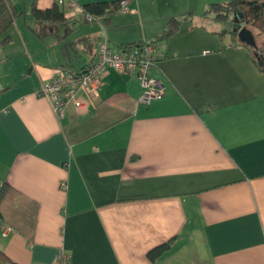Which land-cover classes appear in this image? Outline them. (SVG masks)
<instances>
[{"label": "crops", "instance_id": "1", "mask_svg": "<svg viewBox=\"0 0 264 264\" xmlns=\"http://www.w3.org/2000/svg\"><path fill=\"white\" fill-rule=\"evenodd\" d=\"M8 1L23 17L56 2ZM228 1L131 0L91 22L64 3L55 33L38 38L19 18L0 35V66L13 69L0 82V182L38 206L31 240L0 220L10 260L52 264L62 250L69 264H264V73L202 15ZM171 18L185 21L151 71L162 99L141 103L136 80L114 71L62 119L38 94L57 68L91 65L101 38L114 51L150 42Z\"/></svg>", "mask_w": 264, "mask_h": 264}, {"label": "trees", "instance_id": "2", "mask_svg": "<svg viewBox=\"0 0 264 264\" xmlns=\"http://www.w3.org/2000/svg\"><path fill=\"white\" fill-rule=\"evenodd\" d=\"M119 2L117 0L112 3H95L83 6L85 13L91 15L95 19L105 17L119 11ZM206 20L214 22L221 27L220 31L214 32L220 38L230 37L232 46H243L236 38L233 32L234 28L246 27L249 30L256 32L262 37V44L258 47V52H252V60L254 65L264 73V0H229L223 3L209 4L202 12ZM24 12L19 11L16 6L8 0H0V35L6 33L17 19L22 18ZM30 16L32 27L29 30L38 38L44 35L55 33L58 26L65 23L66 17L60 6L55 2L51 8L41 10L37 7L34 1L30 7ZM234 19H237V24H234ZM185 19L171 18L167 22L166 29L150 42L131 43L123 47L127 49L133 46H139L146 43H161L166 41L171 36L176 34L180 25ZM230 24L229 28L224 29V24ZM256 35V34H255ZM85 38L80 39L83 41ZM7 38H4L2 43H5ZM83 70V69H82ZM38 212L37 204L7 185L0 182V220L11 230L31 240L36 227V217ZM171 242H167L148 253V258L155 261L170 247ZM0 264H17L10 260L0 250Z\"/></svg>", "mask_w": 264, "mask_h": 264}, {"label": "built area", "instance_id": "3", "mask_svg": "<svg viewBox=\"0 0 264 264\" xmlns=\"http://www.w3.org/2000/svg\"><path fill=\"white\" fill-rule=\"evenodd\" d=\"M130 1L120 0L119 11L126 13ZM56 2L59 6L66 3L86 22L95 20L94 17L85 13L83 7L72 1L56 0ZM161 57L163 55L160 52V43L157 42L114 51L108 45L107 40L101 38L96 44L91 65L80 71L57 68L53 76L43 82L38 94L50 102L56 117L62 119L66 108L70 105L77 112L84 110L86 100L99 95L102 88V77L108 71H114L120 75L133 77L140 88L139 101L149 104L154 100L162 99L165 94L166 87L163 80L151 74ZM6 230L10 228L6 226ZM52 264H69V257L59 250Z\"/></svg>", "mask_w": 264, "mask_h": 264}, {"label": "rangeland", "instance_id": "4", "mask_svg": "<svg viewBox=\"0 0 264 264\" xmlns=\"http://www.w3.org/2000/svg\"><path fill=\"white\" fill-rule=\"evenodd\" d=\"M27 12H28V10H27ZM20 23L24 26H26L27 28H31L32 27V25H33V23H32V20H31V17H30V15H29V13H27V15L25 16V17H22V18H20ZM92 25H94L95 24V22H93V23H91ZM90 23H88V24H84V25H82V28H87V27H89L90 25H91ZM213 26V27H212ZM229 26H230V24H228V23H226V24H224L223 25V28L224 29H227V28H229ZM209 28H215V29H221V27L219 26V25H211V26H208ZM252 31V30H251ZM63 32H64V29L61 27L60 28V33L61 34H63ZM253 32V31H252ZM254 34V36H255V38H256V41H257V45H258V47H260L261 46V44H262V37H261V35H258L256 32H254L253 33ZM256 34V35H255ZM75 59V58H74ZM2 66V67H1ZM0 66V82H2L3 80H5V78H2L1 79V76L3 77V72H5V73H8L10 70H13L12 69V67L10 66V65H7V64H2ZM16 67V66H15ZM15 67H14V69H15ZM3 69H4V71H3ZM8 77V76H7ZM13 80L14 79V77H12V76H9L6 80Z\"/></svg>", "mask_w": 264, "mask_h": 264}, {"label": "water", "instance_id": "5", "mask_svg": "<svg viewBox=\"0 0 264 264\" xmlns=\"http://www.w3.org/2000/svg\"><path fill=\"white\" fill-rule=\"evenodd\" d=\"M234 24H237V19H234ZM233 32L236 34L237 41L241 45L257 52L259 55L257 41L251 30L246 27H240L234 28ZM259 58H264V56H259Z\"/></svg>", "mask_w": 264, "mask_h": 264}]
</instances>
